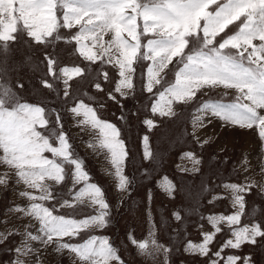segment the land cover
I'll list each match as a JSON object with an SVG mask.
<instances>
[{
  "label": "rangeland",
  "instance_id": "1",
  "mask_svg": "<svg viewBox=\"0 0 264 264\" xmlns=\"http://www.w3.org/2000/svg\"><path fill=\"white\" fill-rule=\"evenodd\" d=\"M25 1L29 3L27 6L33 8L32 11L18 12L17 6H15L17 12L14 10V13L7 14L13 27L8 36L15 34V43L0 39V95L5 94L9 85L12 90L5 99L7 109L0 112V166H3L0 169V176L6 174L7 166L22 165L19 160L21 157H26L25 159H31V169L35 170L32 176L39 174L37 179L32 177L31 182V191L37 192L36 200H32L31 203L35 206L36 212L39 207H47L52 209L57 216L78 217V221L98 214L101 209L91 202L92 195L88 198L85 195L77 199L76 192L81 188L90 191L86 187H93L95 194L94 186H98L94 184L96 178L108 181L110 177L108 173L98 169L94 156L87 152L92 149L84 146L86 134L81 132V128L88 126L86 123L91 124L90 121L97 117L110 120L109 128L115 135L118 130L119 135H116L118 141L125 143L126 162L122 166L124 175L129 178V185L123 194L122 191L117 190L116 186L102 188V198L110 205L109 226L97 229L98 225H93L89 228L90 230L82 231L73 240L66 238L69 243H80L91 235L107 237L113 242L124 264H130V262L131 264H164L165 256L169 257L170 264H209V261L214 258L211 253H215L222 244L230 241L222 253L224 257L228 255L243 256L250 253L255 264H264V240L259 241L256 246L245 245L239 251L231 247V243L241 242L246 235L252 236L256 230L257 222L261 227H264V195L253 190L246 196V209L242 211L239 204L232 199L229 191L223 188V184L227 182H243L247 175L243 171L246 161H251L254 165L257 164V158L261 157L259 151L261 142L257 134H250V140L246 139L245 135L246 143H250L252 140L250 147L245 146L242 139L231 138L233 143L222 144L220 149L211 145L210 142L204 146H197L190 135L191 120L195 118L196 113L201 115L199 113L201 111L198 109L205 100L223 99V101L229 102L235 98V91L206 87L202 88L193 100H185L182 103L166 94L167 100L172 102V108L176 115L169 118L152 114L150 108L153 100L175 80V72L181 65L178 61L173 62L166 73L157 77L161 81L159 84L151 79L150 74L146 75V69L150 66L145 59L144 44L149 36L144 34L146 30L141 24V14L134 15L132 7L129 6L135 2L140 5L149 3L150 6V0H122L118 6L114 7L117 10H122L126 6V15L132 17V20L138 21L140 39L137 40L138 61L135 77H124V82L120 86L117 77L113 76L115 71L112 67L110 77L107 76L108 78L105 77V79L98 77L95 74V68L89 67V62L82 63L84 56H79L77 62L68 67L67 74L63 73L62 77H59L56 73L60 71L61 67L57 64L56 53L60 50V53L63 54V51L66 52L71 48L69 40L72 35L69 36L68 31H71V28H76L72 31V34H76L75 38L73 35L74 39H77V35L85 31V28L79 29L77 24H67L65 14L72 3L75 9L84 10L81 14L78 11L74 12L75 20L83 19L86 8H82L78 0H54L56 14L62 19L57 26L55 18H52L51 31L54 27H56V31L48 36L49 32L44 34V28L49 23L50 12H40L38 6L33 7L32 1ZM21 20L34 28L31 29L32 37L43 36L44 43H35L33 39H28L29 31L24 27L22 29ZM69 22L71 21L69 20ZM84 22L87 23L86 19ZM241 23H243V18L233 25L224 36L218 38L217 45L225 36L237 32ZM64 27L66 28L64 29ZM0 37L2 36L0 35ZM186 39L190 42L186 51L191 52L193 49L200 48L203 34L201 33L198 39L191 36ZM254 43L259 44L260 41L254 40ZM110 46L113 49L111 44ZM244 47L241 45V49ZM224 51L227 54L236 55L234 48H227ZM251 52L252 48L249 47L244 53L245 63H247L248 54ZM45 53L52 61H55L54 65L45 59ZM62 58L67 59L64 55ZM237 58L240 59L239 56ZM127 59L129 60L130 57ZM105 63L108 64L107 61ZM50 68L53 69L54 75H49ZM81 70L83 74H81ZM70 77L72 78L70 79ZM45 80L49 82L51 88L42 86ZM116 81L117 86L121 89L119 91L116 89L118 88ZM149 81L153 87L151 93L146 91ZM17 83H22L24 87L17 88ZM129 84L132 86L129 87ZM110 88L113 91L108 93L106 89ZM225 91L228 92V96L222 98ZM167 100L161 101V104L164 102L167 106ZM25 102L37 105L39 108L8 110ZM73 108H76L77 111H73ZM40 109L43 110L42 113ZM195 109L198 111L194 112ZM80 112H85L86 115L82 118L78 114ZM74 116L79 118L76 119ZM146 118L157 121L158 127L149 132L143 124ZM212 124L213 122L210 125ZM113 126L115 127L113 128ZM145 135L150 138L152 156L149 161L145 160L142 152V137ZM219 135L221 133H218ZM186 151H192L201 158L202 163L198 165L200 169L198 173L181 172L176 167L178 163L181 166L190 167L187 161L180 159V154ZM42 155L48 157L49 161H53L62 169L59 174L62 179L59 182L51 164L46 166L47 170L51 171V176L44 175V170L37 168L40 164L37 158H42ZM124 155L123 151L122 156ZM84 158L86 162L83 160ZM99 165L104 170L107 167V164L99 163ZM75 169L78 175L77 181L73 178ZM144 169L148 170L147 174L143 172ZM165 176L176 186L172 199L157 183L158 181L163 183L162 178ZM254 178L258 185L264 187V174H259V166L255 170ZM37 184L42 186L37 188L35 186ZM99 189L101 188L99 187ZM15 191L19 194L18 200L10 196L12 194L10 188H0V231L4 233L19 232V235H13L6 243H0V264L13 258V253L9 249L15 248L20 243L23 233L26 234L30 242V244H26L33 250L29 251L27 257H21V259L25 260V264H36L38 258L41 260L44 256L52 255L50 247H48L50 242L45 245V241L49 240L53 233L39 232L38 217H32L31 222L23 221L22 216L27 215L29 205L25 199L30 198L23 197L21 193H27L28 190L17 189ZM149 193L151 199H149ZM238 195L240 193H237ZM66 200L70 201L73 206L69 207L64 204L63 202ZM210 200L213 202L209 203ZM16 206L22 207L18 209ZM13 211L16 213H12ZM177 211L182 216L179 222L173 217V213ZM209 214L223 215L219 223L215 225V231L218 234L215 235L214 242L210 245L209 256L201 258L198 255L184 253L183 248L189 240L200 243L201 232L212 233L214 231L206 219ZM29 232L30 234H28ZM129 233L138 241L148 240L149 253L141 255L138 249L130 243ZM33 234L39 237L38 240L31 239ZM153 239L156 241V246L151 245ZM211 239L210 235L206 236L205 243ZM20 245L22 248L25 247V243ZM165 247L170 248L171 251L165 253ZM62 252L61 256L48 258L47 264H72L73 256H68V252L65 251V253L64 250ZM40 262L42 263V261ZM220 264H224V261H220Z\"/></svg>",
  "mask_w": 264,
  "mask_h": 264
},
{
  "label": "snow or ice",
  "instance_id": "2",
  "mask_svg": "<svg viewBox=\"0 0 264 264\" xmlns=\"http://www.w3.org/2000/svg\"><path fill=\"white\" fill-rule=\"evenodd\" d=\"M121 2L122 0H78V3L82 7L98 9L100 11L104 9H109V11H111ZM130 7L133 9L134 15L141 14L145 18L146 31L144 34L150 38L144 44V48L146 53H151L150 59L152 60V64L150 67L152 72L155 73V75H151V79L155 80L156 83L157 81H159V83L161 82L157 77H159L162 72L168 70L170 65L176 61L181 65L177 71L182 70V74L202 73L206 67L215 69L222 66H226L230 72L239 74L238 77L229 76L228 79L223 82L215 80V78L212 77H209L207 81L201 78L193 82L194 87L192 90L195 93L194 98L202 88L206 87H221L226 90H234L236 94L235 98L229 102H224L223 99H211L205 100L199 106L198 110L207 112L208 115H196L195 118L191 120L190 135H192L197 146H204L210 142L207 137L201 140V137L198 135L201 129L206 128L213 122L208 119L210 115L214 117L215 120H219V126L222 128H230L233 130L239 128L255 132L261 142V150L264 152V63H261V61H264V0H150V6L149 3L140 5L138 2H135ZM52 15L56 20V25L59 26L62 18L57 16L55 7L52 9ZM242 18L243 23L240 24L238 31L229 36H225L217 45L218 38L224 36V34L227 33L233 25L240 22ZM129 19H132V17L126 15V10L121 11V22ZM149 20L151 21L150 25L148 24ZM201 21H203V24H201ZM55 31L56 27H54L51 32L47 33V35L51 36ZM201 33L203 34V40L200 48L187 52L186 49L189 47L190 42L186 38L191 36L198 39ZM29 38L33 39L35 43H44L43 36L33 38L31 33H29ZM0 39L15 43L16 37L15 34H12L8 37H0ZM139 39V29L137 26V40ZM254 40H259L260 43L256 44ZM225 41H228V43H225ZM182 42L185 44L184 47H180ZM241 45L245 47L241 49ZM249 47L252 48V52L248 54L247 63H245L243 59L244 53L247 52ZM177 48H179V51H176ZM227 48L236 49V55L227 54L224 51ZM237 56H239L240 59H238ZM253 57H255V59H253ZM134 58L135 57H133V59ZM45 59L49 60L53 65L55 64V61H52L47 53H45ZM145 59H149V57L146 55ZM149 68L146 69V75L150 74ZM177 71L175 72V76ZM81 74H83L82 70ZM49 75H54L52 68L49 69ZM71 78L72 77H70V79ZM241 84H243V86H240ZM248 84L252 85L251 90L247 87ZM42 86L51 88L47 80L42 83ZM128 86L131 87L132 85L129 84ZM16 87L22 89L24 85L22 83H17ZM165 89L153 100L150 111L153 115L172 118L176 113L173 111L171 100H167L166 97V94H171L165 93ZM11 91V86L9 85L5 94L0 95V112L7 109L5 99L7 94H10ZM117 91H119V87ZM146 91L149 93L153 92L150 81ZM161 93H165L164 99H161ZM227 96L228 92L225 91L222 94V98ZM124 98L126 99L127 97ZM172 99L181 103L187 100L186 97H172ZM165 100H167V106L164 102L161 104V101ZM32 108H39V106L27 104L25 102L8 110L15 111L17 109L24 110ZM198 110L195 109L194 112ZM40 111L41 113L43 112L42 109H40ZM73 111H77V109L73 108ZM143 124L149 132L154 130L155 127H158L157 121L150 118H146ZM114 127L115 126H113V128ZM116 135H119L118 130H116ZM123 150L125 155L119 158V164H124L126 162V147H124ZM142 152L145 160L149 161L152 156V151L150 147V138L147 135L142 137ZM180 159L187 161L190 167L181 166L178 163L176 165L178 170L181 172H199L200 169L198 165L202 163V160L194 152H182L180 154ZM43 160H48V157H43ZM112 163L114 167H117V157L115 155H113ZM256 166H259V174H264V162H259L258 165H254L251 161H246L243 171L247 175H245L243 182H227L223 184V188L229 191L232 199L239 204L242 211L246 209V196L253 190L264 195V187L258 185L254 178ZM143 172L147 174L148 170L144 169ZM116 176L119 179V183L116 185L117 190L122 191L127 189L129 178L124 175V168L117 167ZM162 180L163 183L160 181L157 182L158 186L168 194L170 199L174 198L176 189L175 184L166 176L163 177ZM94 187L96 188V193L94 195L84 188H81L76 192V198L79 199L85 195H87L88 198L92 195L91 202L98 205L101 211L91 217L81 219L89 222L87 226H81L67 233L54 232L49 238L58 241L56 252H60L61 249L66 252H71L81 264H85V262H88V264L89 262L90 264H124L123 259L118 255L117 250L107 237L91 235L80 243H69L68 239H65L71 238V240H73L77 238L82 231L88 230L93 225H98L97 229H104L109 226L110 205L102 198V189H99L98 186ZM237 193H240V195L237 196ZM21 195L27 197L30 194L21 193ZM149 199H151L150 193ZM49 202L51 201L49 200ZM67 202L70 203V201ZM212 202L213 200L209 201V203ZM16 207L19 209L22 206ZM44 210H48L55 215L52 209L43 207V212ZM35 214L39 218V232L49 233L48 226L41 224L40 217H42V215H40L39 212ZM173 217L177 222L182 219L178 211L173 213ZM222 217L223 215L209 214L206 219L214 231L212 233L201 232L202 240L200 243H194L189 240L183 248L184 253L198 255L201 258L208 257L211 252L210 245L214 242L215 235L218 234V232L215 231V225L219 223ZM70 218L75 220L73 217ZM13 235H19V232L11 231L4 233L0 231V237H3V239H0V243H6ZM209 235L212 239L205 243V237ZM129 236L130 243L138 249L141 255L149 253L150 247L148 240L141 239L138 241L131 233H129ZM38 238L39 237L35 234L31 236V239L34 241L38 240ZM261 240H264V227H261L259 222H257L256 230L252 236L246 235L245 239L241 242L231 243V247L239 251L245 245L256 246ZM228 243H230V241H226L215 253H211L214 258L209 261V264H220V261H224V264H229V262H231V264H255L254 258L250 253H246L243 256L228 255L224 257L222 253L226 250V245ZM151 245H157L154 239L151 241ZM32 250L33 249L26 243L24 248L18 244L15 248L9 249V251L13 253V258L5 261L4 264H25V260L21 259V257H27L29 251ZM164 250H166L167 253L171 251L168 247H165ZM167 258L169 260V257Z\"/></svg>",
  "mask_w": 264,
  "mask_h": 264
},
{
  "label": "crops",
  "instance_id": "3",
  "mask_svg": "<svg viewBox=\"0 0 264 264\" xmlns=\"http://www.w3.org/2000/svg\"><path fill=\"white\" fill-rule=\"evenodd\" d=\"M30 1L33 2L32 4H33L34 8H36V6H38L40 12H47V11L50 12L51 15H49V17H50L49 23H47V25L45 24L46 26L44 28V30H45L44 34L47 32H51L52 27H51L50 22H51L52 18H54L52 15V9H53V7L56 6L55 1L54 0H30ZM25 2H26L25 0H0V35L2 37H7L9 32H11V30L13 28L10 24V20L8 19L7 14L9 15V14L14 13L15 11L17 12V9H18V12H26V11L28 12V11L33 10V8H30L31 6H27V4H29V3H27V2L25 3ZM73 5L74 4L71 3V6L69 5L70 7H69L68 12L66 10L67 14H65V19L67 18V24L68 23H73L75 25L77 24L79 26V29L85 28L84 29L85 31L83 33L77 35L78 36L77 39H73L74 34H72V31L75 30L76 28H71V31H68V33H70L69 36L72 35L71 39L69 40V43L71 44V48L66 52L63 51V54L60 53V50H58V52L56 53V58L58 59L57 64L60 65V67H61L60 71L57 72L56 75L59 77H62L63 73L67 74V72L69 70L68 67L74 65L77 62L79 56H84L85 58L83 59L82 63L84 61L89 62L90 63L89 67L95 68V70H96L95 74L98 77H102L104 79L107 76L110 77L111 76V67L115 71L113 76L117 77L118 82L120 83V86L124 82V79H123L124 77H129V76H131V78L133 76L135 77L136 73H137L136 65H137V61H138V56H137L138 55V41H137L138 21L129 19V20H126L124 22H121L120 13H121V11H124V10L127 11L126 6H124L122 10H117L114 8L111 11H109V9H104L103 11H100L98 9L86 8L85 9V11H86L85 17H83V19L77 18V20H75V16H74L75 11L72 10V9H75L73 7ZM15 6H17V9L15 8ZM26 6L29 8L27 9ZM82 8H84V7H82ZM78 10H79L78 13L81 14L83 9L82 10L78 9ZM141 16H142L141 24H142L144 30H146L145 18L143 15H141ZM14 17H12V19H14ZM85 19L87 22L86 24L84 22ZM69 20L71 22H69ZM21 22H22V25H20V26L22 27V29L24 27L26 30L29 31V33H32L31 29H34V28L32 26L30 27L23 20H21ZM83 24H84V27H83ZM148 24L149 25L151 24L150 20L148 21ZM62 28L63 27L61 26V29ZM65 28L66 27H64V29ZM39 32H40V30H39ZM66 35H68V34H66ZM75 35H74V38H75ZM120 36H122V37H120ZM149 38H147V40ZM28 39H30V38H28ZM84 40H85V42H84ZM110 44L113 46V49L111 48ZM57 46H58V44H57ZM108 46H110V47L108 48ZM113 51H114V53H113ZM58 55H60L61 59H60V57H58ZM63 55L67 59L64 60V58H62ZM146 55L149 57V59H146V61H148L147 64H148V66H150L152 64V60L150 59L151 53H146ZM112 56H113V58H112ZM129 57H130V59L128 60L127 58H129ZM133 57H135V58L133 59ZM103 60L105 62L107 61L108 64H106ZM164 73H166V71L162 72L161 74H164ZM160 77H161V75H160ZM116 86H117V81H116ZM218 88L223 89L221 87H218ZM106 90L108 91V93H111L113 91L111 88L106 89ZM119 90H121V89H119ZM151 106H152V104H151ZM199 113L201 115H208L207 112H199ZM78 114L81 115L82 118L86 115L85 112H80ZM196 115H198V114L196 113L195 116ZM211 117L212 116L209 115L208 119L212 120L213 124L208 125L206 128L201 129L200 132L198 133V135L201 137V140H203L205 137H207L208 140H210L211 145L216 146L217 148L220 149L221 146H223L222 144H231V143H233L232 139L238 138V140H240V139L243 140L242 143H244L245 146L250 147V143H252V140L250 141V143H246L244 141V139L246 138V139L250 140V134L252 135L255 132H252L250 130H242L239 128H237L236 130L228 129V128H222L219 126L220 122H217V120H215L214 117H212V118ZM74 118L78 119L79 117L74 116ZM90 123L91 124L86 123L88 126L81 128L82 129L81 132L86 134L84 146L85 147L87 146V148L89 147L90 149H92V151L88 150L87 152H89V154L91 156H94V159H95V161L99 167L98 169L100 171L108 173L109 177H110V178H108L109 182L107 180H104L103 178L101 180V179H98L95 177L96 180L94 181V184L98 185V187H100L101 189L111 187V186H116L119 183L118 182L119 179L116 176L117 167L123 168L122 164H119V158L122 157V154L124 151L123 149L125 147V143L118 141L115 133L109 128L110 120H106V119H102L100 117L99 118L97 117V118H94L93 121H90ZM217 132L221 133V135L223 136L224 143H222L223 142L222 136L221 135L218 136ZM231 135H232V137H230ZM245 135H246V137H245ZM229 137H230V139H229ZM253 138H254V136L252 137V139ZM102 142H103V144H102ZM235 144H237V143H235ZM259 151L261 153V157L257 158L258 161H257L256 165H258L259 162H264V152H262V150L260 148H259ZM29 154H30V151H29ZM28 155H27V157H28ZM113 155H115L117 157V167L113 166V163H112ZM43 157H45V156L42 155V158L38 157L37 160L39 162H41V161H43ZM25 158L26 157H21L20 158L21 160H19L20 164H22V165H17V166L16 165H9L6 167V169H7L6 174H1V176H0V188L1 189L10 188L11 193H12V194H10V196L15 197L16 200L19 199V194L15 190H17V189L28 190L26 192L29 193L30 195L27 197H29L30 199H28V200L25 199V202L28 201L27 204H29L27 207V215H23V211H22V215H23L22 219H23V221L31 222L32 217L37 218V215L35 214L36 208L34 205L31 204L32 200H34L35 197L37 196V192L31 191L32 190L31 182L33 180L32 177L34 179H37L38 176H36V175L32 176V174L35 171V170H32L31 166H30L32 161H31V159H25ZM23 160L24 161L26 160V162H24ZM83 160L85 161V158ZM5 163H6V161H5ZM99 163L107 164V167L105 168V170L102 167H100ZM2 167L3 166H0V169H2ZM37 168H39V169L41 168L40 164L37 166ZM257 168H258V166H256L255 170H257ZM46 169H47V167H46ZM36 171L39 172L38 169H36ZM94 174H95V172H94ZM73 178H74V180L76 179L75 181H77L78 175H77L76 169H75V172L73 174ZM256 179H257V177H256ZM40 186H42V185L40 184ZM86 188L91 191L92 195H94V189H92L93 187H91V188L86 187ZM90 191H88V192H90ZM123 192H124V190H122V194H123ZM39 193H40V191H39ZM23 197H25V196H23ZM42 209L43 208H41V207L37 208L39 213ZM12 213H16V212L13 211ZM40 215H43V210L40 213ZM75 220L78 221V217H75ZM88 230H90V229H88ZM28 234H30V232ZM23 243L30 244L26 234H24V233L22 234V238H21V241L19 244H23ZM111 244L113 245V242H111ZM45 245H46V243H45ZM48 247H50L49 249H50V252L52 253V255L47 256V257L44 256L40 260V261H42L41 264H47L48 262L46 260H48V258L51 257V259H52L53 257L55 258L57 256H61L63 253L62 252L63 249H61L60 252L54 251V249H56L58 247V241L50 239V243H49ZM71 255L73 256L72 264H81V262L76 258L75 255H73L71 252H68V256H71ZM85 264H88V262H85ZM89 264H90V262H89ZM130 264H131V262H130Z\"/></svg>",
  "mask_w": 264,
  "mask_h": 264
},
{
  "label": "clouds",
  "instance_id": "4",
  "mask_svg": "<svg viewBox=\"0 0 264 264\" xmlns=\"http://www.w3.org/2000/svg\"><path fill=\"white\" fill-rule=\"evenodd\" d=\"M73 11H79L78 9H72ZM206 35H207V30H206ZM225 43H228V41H225ZM185 44L182 42L180 47H184ZM176 51H179V48L176 49ZM149 73L150 75H155V73L152 72L151 67L149 68ZM227 74V75H225ZM239 74L230 72L229 69L226 66H222L220 68H205L204 72L202 73H183L181 71H177L175 80L165 89V93H170L172 97L180 98V97H186L187 100H192L194 98V91L192 90L194 87L193 82L196 80H199L203 78L205 81L209 79V77L215 78V80H218L220 82H223L228 79L229 76H236L238 77ZM159 83V81H157ZM240 86H243L241 84ZM247 87L251 90L252 85L248 84ZM150 90V88H149ZM165 93H161V99L165 98ZM51 164L52 169L55 170L57 174V181L59 182L62 177H60V172L62 169L56 165L53 161H48V160H43L40 162V166L42 170H44L43 174L51 176V171L46 169V166ZM39 176V174H36ZM36 187H40V185H35ZM42 198H47V197H42ZM64 204L68 205L69 207H72L73 205L71 203H68L67 201L64 202ZM63 206V205H61ZM40 221L42 225H47L48 226V231L49 233H54V232H64L67 233L71 230L77 229L81 226H87L88 221L87 220H81V221H76L70 217H63V216H56L53 215L51 212L48 210H44L43 216L40 217ZM49 240H46L45 243H49ZM54 251H57V249H54ZM165 253L166 250H164ZM36 264H41L40 259H37ZM164 264H169V260L167 256H165Z\"/></svg>",
  "mask_w": 264,
  "mask_h": 264
},
{
  "label": "trees",
  "instance_id": "5",
  "mask_svg": "<svg viewBox=\"0 0 264 264\" xmlns=\"http://www.w3.org/2000/svg\"><path fill=\"white\" fill-rule=\"evenodd\" d=\"M59 16V15H58Z\"/></svg>",
  "mask_w": 264,
  "mask_h": 264
}]
</instances>
